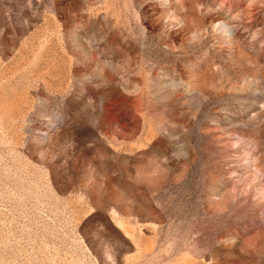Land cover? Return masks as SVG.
Masks as SVG:
<instances>
[{"label":"rangeland","instance_id":"374dc122","mask_svg":"<svg viewBox=\"0 0 264 264\" xmlns=\"http://www.w3.org/2000/svg\"><path fill=\"white\" fill-rule=\"evenodd\" d=\"M0 264H264V0H0Z\"/></svg>","mask_w":264,"mask_h":264}]
</instances>
